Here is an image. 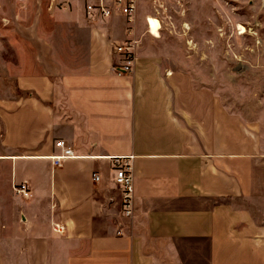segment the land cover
<instances>
[{
	"label": "crops",
	"instance_id": "obj_1",
	"mask_svg": "<svg viewBox=\"0 0 264 264\" xmlns=\"http://www.w3.org/2000/svg\"><path fill=\"white\" fill-rule=\"evenodd\" d=\"M146 2L126 22L89 20L85 0H0V162L30 189L13 194L0 264H264V121L220 104L212 58L159 43L166 15ZM126 39L135 62L118 76ZM56 141L72 151L58 167ZM115 159L132 169L129 220Z\"/></svg>",
	"mask_w": 264,
	"mask_h": 264
},
{
	"label": "rangeland",
	"instance_id": "obj_2",
	"mask_svg": "<svg viewBox=\"0 0 264 264\" xmlns=\"http://www.w3.org/2000/svg\"><path fill=\"white\" fill-rule=\"evenodd\" d=\"M147 1L142 9L166 15L159 43L166 35L172 56L180 47L188 58H212L216 76L204 84L218 91L220 104L242 118L264 121V0H166L161 7ZM148 24L150 37L157 38L159 22L149 17ZM17 202L7 166L0 162V228H10L18 217Z\"/></svg>",
	"mask_w": 264,
	"mask_h": 264
},
{
	"label": "built area",
	"instance_id": "obj_3",
	"mask_svg": "<svg viewBox=\"0 0 264 264\" xmlns=\"http://www.w3.org/2000/svg\"><path fill=\"white\" fill-rule=\"evenodd\" d=\"M135 11V0H85L84 14L89 20H107L114 15H119L130 22ZM129 34V30L126 31ZM136 42L132 39H126L119 44H113L111 47L112 55L117 58L112 64L115 75H129L135 62ZM54 147L58 149L59 154L50 158L52 165L58 167L62 160L72 157V151L66 147L63 141H56ZM132 169L129 159H115L113 163V182L120 192V216L129 220L133 216V185ZM91 181L97 183L99 177L96 174L91 175ZM11 190L14 196L27 199L30 197V189L24 182L12 184ZM59 232L58 227L54 228ZM122 236L120 230L115 233Z\"/></svg>",
	"mask_w": 264,
	"mask_h": 264
},
{
	"label": "bare ground",
	"instance_id": "obj_4",
	"mask_svg": "<svg viewBox=\"0 0 264 264\" xmlns=\"http://www.w3.org/2000/svg\"><path fill=\"white\" fill-rule=\"evenodd\" d=\"M148 27H149V24H148ZM239 29L241 30V34H243L244 29L242 27H240Z\"/></svg>",
	"mask_w": 264,
	"mask_h": 264
}]
</instances>
